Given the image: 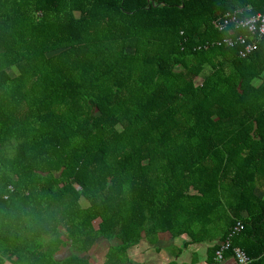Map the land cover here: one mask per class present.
<instances>
[{
	"label": "trees",
	"instance_id": "trees-1",
	"mask_svg": "<svg viewBox=\"0 0 264 264\" xmlns=\"http://www.w3.org/2000/svg\"><path fill=\"white\" fill-rule=\"evenodd\" d=\"M264 0H0V264H120L143 237L264 264ZM99 220L97 228L93 222ZM62 247L69 255L58 257Z\"/></svg>",
	"mask_w": 264,
	"mask_h": 264
},
{
	"label": "crops",
	"instance_id": "crops-1",
	"mask_svg": "<svg viewBox=\"0 0 264 264\" xmlns=\"http://www.w3.org/2000/svg\"><path fill=\"white\" fill-rule=\"evenodd\" d=\"M98 222L99 220L93 222L94 228H97ZM118 244L119 241L115 238L109 241L99 238L82 257L91 264H102L110 246ZM209 246L208 243L190 244L186 235L172 237L168 233H161L153 242L143 237L136 245L129 247L125 261L120 264H209ZM69 253L68 247H62L58 257L63 259Z\"/></svg>",
	"mask_w": 264,
	"mask_h": 264
},
{
	"label": "built area",
	"instance_id": "built-area-1",
	"mask_svg": "<svg viewBox=\"0 0 264 264\" xmlns=\"http://www.w3.org/2000/svg\"><path fill=\"white\" fill-rule=\"evenodd\" d=\"M235 16L229 15L228 19L224 20L223 23L219 24V29L224 28L227 24L234 22L235 27L238 26L246 28L247 32L251 34L250 40L246 41V38L243 36H238L235 40L225 39V43L229 46H233L235 43H240L244 46L243 50L240 51V56L245 57L248 53L253 51L256 47V39L264 36V11L255 16L243 19L240 22H235ZM243 228L240 221H238L234 227L230 230L226 240L220 244V248L217 249L214 253L213 260L210 264H250L251 259L245 254V252L239 247H233L231 249V254L225 256L224 252L228 250L231 243V238L238 231Z\"/></svg>",
	"mask_w": 264,
	"mask_h": 264
}]
</instances>
